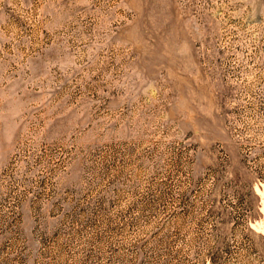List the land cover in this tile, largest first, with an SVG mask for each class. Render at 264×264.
I'll list each match as a JSON object with an SVG mask.
<instances>
[{"label":"rangeland","instance_id":"374dc122","mask_svg":"<svg viewBox=\"0 0 264 264\" xmlns=\"http://www.w3.org/2000/svg\"><path fill=\"white\" fill-rule=\"evenodd\" d=\"M0 264H264V0H0Z\"/></svg>","mask_w":264,"mask_h":264}]
</instances>
